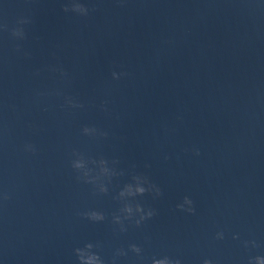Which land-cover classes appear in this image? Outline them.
I'll use <instances>...</instances> for the list:
<instances>
[{"label":"water","instance_id":"water-1","mask_svg":"<svg viewBox=\"0 0 264 264\" xmlns=\"http://www.w3.org/2000/svg\"><path fill=\"white\" fill-rule=\"evenodd\" d=\"M165 256L264 259V0H0V264Z\"/></svg>","mask_w":264,"mask_h":264},{"label":"clouds","instance_id":"clouds-1","mask_svg":"<svg viewBox=\"0 0 264 264\" xmlns=\"http://www.w3.org/2000/svg\"><path fill=\"white\" fill-rule=\"evenodd\" d=\"M28 148H29L30 151H33V152L35 151V148H34L33 145H28ZM196 154L197 155L199 154L198 151H197ZM138 191L143 192L144 189H138ZM155 195L156 196L161 195V190L159 188H156ZM176 207L179 210L185 211V212L190 213V214H194L195 213V208L193 207V201L188 196H185L183 198V203L182 204H177ZM137 210L140 211L141 209L138 208ZM153 215H155V211L154 210H150V211L147 212L146 216L145 217H141V219L142 220L143 219H149ZM94 218L95 219H102L101 216L96 215V214H94ZM137 223H139V222H137ZM216 238L217 239H223V233L222 232H218L216 234ZM131 247H132V250L134 252L139 253L141 251V249L139 247H137L136 245H132ZM255 259L257 261V264H264V259H261L260 256L255 257ZM153 264H181V261L179 259L172 260L169 257L165 256V258L163 260H154ZM203 264H212V261L208 260V259H205L203 261Z\"/></svg>","mask_w":264,"mask_h":264}]
</instances>
